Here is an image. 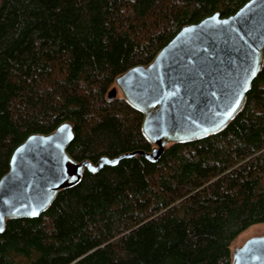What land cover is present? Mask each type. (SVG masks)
Here are the masks:
<instances>
[{
	"label": "trees",
	"instance_id": "obj_1",
	"mask_svg": "<svg viewBox=\"0 0 264 264\" xmlns=\"http://www.w3.org/2000/svg\"><path fill=\"white\" fill-rule=\"evenodd\" d=\"M248 0H0V178L13 149L63 121L67 152L95 162L150 150L142 114L107 99L182 26ZM264 224V64L221 131L136 155L61 190L35 218L6 221L0 264H233L232 243Z\"/></svg>",
	"mask_w": 264,
	"mask_h": 264
},
{
	"label": "water",
	"instance_id": "obj_2",
	"mask_svg": "<svg viewBox=\"0 0 264 264\" xmlns=\"http://www.w3.org/2000/svg\"><path fill=\"white\" fill-rule=\"evenodd\" d=\"M263 64L264 0H248L229 16L214 12L182 26L149 63L116 76L107 92L111 100L119 91L142 114L141 132L151 149L77 161L67 152L75 137L69 121L49 133L28 135L13 149L0 178V233L8 219L39 216L61 190L79 183L85 170L97 172L136 155L156 162L171 143L223 130L244 107ZM232 261L264 264V235L233 249Z\"/></svg>",
	"mask_w": 264,
	"mask_h": 264
},
{
	"label": "rangeland",
	"instance_id": "obj_3",
	"mask_svg": "<svg viewBox=\"0 0 264 264\" xmlns=\"http://www.w3.org/2000/svg\"><path fill=\"white\" fill-rule=\"evenodd\" d=\"M114 86V84H113ZM113 86H111L110 88H112ZM109 88V89H110ZM107 96V94H106ZM117 97H121L120 92H117V95L115 96V98ZM114 99V98H113ZM257 235H264V224H255L250 226L248 229H246L244 232H242L241 234H239L235 240L232 243V250L235 248H238L240 246H242V244L250 237L253 236H257Z\"/></svg>",
	"mask_w": 264,
	"mask_h": 264
},
{
	"label": "snow or ice",
	"instance_id": "obj_4",
	"mask_svg": "<svg viewBox=\"0 0 264 264\" xmlns=\"http://www.w3.org/2000/svg\"><path fill=\"white\" fill-rule=\"evenodd\" d=\"M64 159L67 160L68 158L65 157ZM68 162H69V163H72L70 160H68ZM32 214L35 215V213H32ZM0 230H2V229H0Z\"/></svg>",
	"mask_w": 264,
	"mask_h": 264
}]
</instances>
